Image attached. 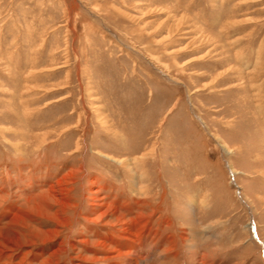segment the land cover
<instances>
[{"label": "rangeland", "instance_id": "1", "mask_svg": "<svg viewBox=\"0 0 264 264\" xmlns=\"http://www.w3.org/2000/svg\"><path fill=\"white\" fill-rule=\"evenodd\" d=\"M0 196V264H264V0H0Z\"/></svg>", "mask_w": 264, "mask_h": 264}, {"label": "bare ground", "instance_id": "2", "mask_svg": "<svg viewBox=\"0 0 264 264\" xmlns=\"http://www.w3.org/2000/svg\"><path fill=\"white\" fill-rule=\"evenodd\" d=\"M223 147V146H222ZM77 149V148H76ZM153 149V148H152ZM74 152H77V150H75ZM102 155V154H101ZM148 155H151V153H147L144 156H148ZM103 157H105L103 155ZM142 157V158H143ZM127 161V160H126ZM124 161L123 163L120 161V160H115L116 163H118L119 165H122L125 167L124 163L126 162ZM114 162V161H113ZM137 164H136V167H135V164H134V167L135 168H139L138 166L140 164H138V161H136ZM133 165V164H132ZM128 168V167H127ZM79 170L78 169H72L69 171L68 174H65L62 178H60L59 180H56L55 183L51 184V186L47 189V190H43L41 192V194H39L38 196L34 197V199H38L39 201L40 200H44L45 202L47 201V203H52L53 205H56L58 206V210L55 211V214L53 213H49L46 211L45 207L41 205L40 202H38L35 207L32 209L31 212H34L36 214V216H41V218H44L45 220L49 221V222H53L55 224V228L50 230L49 231H41V230H38V229H31L32 231V235L36 238H41V237H44L42 238L43 239V243L44 242H50V240L53 239V237H56L58 234H59V228L62 227V226H65L67 221H66V213H67V210L69 211V209L72 208V205H70L68 202V193H69V190L65 189V188H62L61 185L65 183V180L70 177L71 175H74L76 172H78ZM131 171V170H130ZM232 173V172H231ZM92 181V180H91ZM90 184H92L90 182ZM131 184V183H130ZM133 185V184H132ZM60 186V187H59ZM143 186V185H142ZM92 188H95V190H93ZM89 189H90V198H89V203H88V211L89 212H95L98 214L99 212V217L95 220V221H98L102 218L105 219L106 215L107 214H114L118 216V220L120 222H129L128 223V230L129 232L127 233L126 232V239L128 240V242L130 241V243H135L133 242L132 236L133 235V230L135 228H137L140 233L139 235L143 232L144 234L145 233H148V231L150 230L148 228V226L146 225H142L144 223V218L143 217H139L138 220H136V222L132 223L130 221H125L124 220V210L122 209H119L116 207V204H102V199H100V196L97 194V188L92 185L89 186ZM133 189V188H131ZM135 189V188H134ZM133 189V190H134ZM130 190V189H129ZM71 191V190H70ZM132 192V191H131ZM133 193V192H132ZM142 193V192H141ZM145 193V192H144ZM1 197V196H0ZM3 198V197H2ZM5 198V197H4ZM70 198V197H69ZM102 198V197H101ZM31 199V197H30ZM195 201V200H194ZM204 201V200H203ZM193 202V201H192ZM44 207V208H43ZM106 208V209H105ZM104 209V211H102ZM87 213V211H86ZM132 213V212H130ZM31 214V213H30ZM53 214V215H52ZM78 216V214H77ZM143 216V215H142ZM90 217V216H89ZM94 217V216H93ZM92 217V218H93ZM83 219L87 222H89V220L92 221V219L88 218V216L86 217H83ZM94 219V218H93ZM8 222L6 224L9 225V226H14V224L17 223L18 220H22V218L20 217V215L18 213H15L12 218L9 220L7 219ZM135 221V220H134ZM95 223V222H94ZM0 225H2L0 223ZM106 225V224H105ZM138 234V233H137ZM21 236L22 234H20L19 232H15V231H12L10 229H6L5 227H0V238H2L5 243H0V262L1 260L3 259V256L4 254H6L7 252H10L13 250V248L15 247H22V246H30L33 244L32 241H28V240H22L21 239ZM137 237V236H136ZM140 237V236H139ZM137 237V238H139ZM134 238V237H133ZM104 239V238H103ZM111 240V239H109ZM135 240V239H134ZM154 240V239H153ZM119 240H117L118 242ZM126 241V240H125ZM146 241V240H145ZM86 243V242H85ZM89 242H87L88 244ZM140 243V242H139ZM144 243V242H143ZM153 243V242H152ZM141 244V243H140ZM96 245L98 246H102V247H108L105 243H97ZM137 245V244H136ZM142 246V245H141ZM173 246V245H172ZM132 247V244H125V245H121L120 247H118L119 249H131ZM152 248V247H151ZM134 249V248H133ZM155 249V248H154ZM142 250V249H141ZM61 249L58 248L57 250H54L52 253H51V256H54L55 254H59L61 253ZM111 252H118L120 255L122 256H125L126 254H123V252H121L120 250H117L115 249V251H111ZM127 252V251H126ZM117 253V254H118ZM190 253V252H189ZM127 254H130L129 252H127ZM136 255V254H135ZM141 255V254H140ZM119 256V255H118ZM7 258V257H6ZM55 258V257H54ZM129 258V256H128ZM133 258V257H132ZM47 260H50V259H46ZM133 260V259H132ZM137 260H140V258L137 257ZM53 261V260H52ZM131 261V260H130ZM134 261V260H133ZM50 262V261H48ZM136 262V261H135ZM132 263V262H131ZM41 264H45V262L41 263ZM130 264V262H129Z\"/></svg>", "mask_w": 264, "mask_h": 264}, {"label": "crops", "instance_id": "3", "mask_svg": "<svg viewBox=\"0 0 264 264\" xmlns=\"http://www.w3.org/2000/svg\"><path fill=\"white\" fill-rule=\"evenodd\" d=\"M103 190V189H102ZM250 231H251V229H250ZM151 233L152 232H150V230L148 231V233H146L147 235H151ZM153 234V233H152ZM257 236L258 235H256V231L254 230V229H252V231H251V235H250V237L251 238H253V241H254V239H256L257 238ZM256 237V238H255ZM152 241H153V239H152ZM256 242L259 244L258 246H259V248H264V242L262 241V240H259L258 238L256 239ZM159 248V247H158Z\"/></svg>", "mask_w": 264, "mask_h": 264}]
</instances>
